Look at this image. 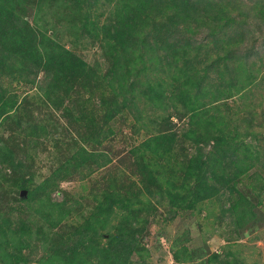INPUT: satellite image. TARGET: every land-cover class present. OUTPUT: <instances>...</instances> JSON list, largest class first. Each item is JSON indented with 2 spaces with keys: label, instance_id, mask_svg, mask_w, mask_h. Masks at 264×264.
<instances>
[{
  "label": "rangeland",
  "instance_id": "rangeland-1",
  "mask_svg": "<svg viewBox=\"0 0 264 264\" xmlns=\"http://www.w3.org/2000/svg\"><path fill=\"white\" fill-rule=\"evenodd\" d=\"M245 2L251 7V10L248 9L249 14L236 15V12H233L231 21L241 22L244 26L242 30H248V33L245 34V41L233 48L252 75L247 78L246 71L243 70L241 75L234 79L230 73L224 71L211 73L215 78L203 82L206 88L214 90L221 86L225 91L218 101H212L215 95L208 92L206 98L211 101L205 102L204 108L202 105L205 103L199 105L196 116L191 112L189 100L181 99L182 87L177 78L183 71V59L189 54L190 48L185 46L184 40L176 43L180 36L161 38L156 43L149 33H142L143 35L133 39L129 51L118 48L110 55L113 40L103 36L95 39L84 37L85 35H81L76 28L69 27L53 34L50 31V15L44 16V19L40 20L41 30L49 31L54 39H58L86 62L87 79L81 81L87 84L90 80V83L98 88H95L96 94L90 97L88 91L77 85L80 98L73 99V95L72 99L65 97L64 106L57 107L52 103V98L65 95L58 91L51 93L52 98L48 97V85L52 76L50 72H46L44 68L25 69L16 56L0 62V89L5 92L8 100L17 102L12 111H15L13 120L9 118L0 125V149L5 146L7 150L12 151L13 156L24 163L23 167L14 168L10 162L4 161L8 152L0 151V224L14 229L24 222L23 225H30L33 230L44 226V231H49L47 220L42 219L43 215L38 216L36 210L40 201H46L50 195L56 201L66 199L68 205H72L75 199L79 200L75 211L67 214L62 222L66 229H73L83 222L89 209L95 204L94 195L104 192L101 189L108 187L113 176H116L119 182L123 180L125 183H134V186H131L132 193L140 189L145 191L148 177L142 180L134 162L136 154L132 153L133 149L139 148V153L142 152L147 158L144 163L152 162V168L158 173V182L152 184L151 189L155 191L153 194H141L143 200L150 201L156 208H147L141 214V217L148 218L150 223L140 235L144 249L132 259L131 264H220L219 260L233 259L235 264H264V189L259 187V181L254 177L256 175L252 176L256 170L261 177L264 176V11H261L264 0ZM254 3L255 7L252 8ZM23 4H27L25 0ZM117 6L115 0H101L92 6L93 18L99 31L110 18H115ZM34 12L33 5L29 4L23 13L32 25H35ZM207 21L211 23V18ZM224 23L225 21H222L221 26H224ZM190 27L192 28L189 37L181 33L187 43L190 41L189 46L205 42L206 36L213 31L209 25L200 22H194ZM147 41L154 46L153 49L146 47ZM206 50L215 54L213 49L210 51V47H206ZM1 56L4 55L1 53ZM142 61L144 62L141 63ZM235 61L240 65L239 60ZM223 65L221 64L222 67ZM111 69L113 72L115 70L114 74H109ZM137 70L139 74L134 75ZM219 79L223 81L219 83ZM156 88L164 90V101H158L152 96ZM102 94L106 96L101 98ZM229 94L231 96L225 98ZM124 96L128 102L122 107V111L110 120L103 119L108 113L107 106L116 107ZM109 102L110 104L105 105ZM66 105H69L70 113L64 110ZM74 114L77 118L70 121ZM215 114L227 121L238 118V140L243 139L244 143L251 145L250 149L254 154L252 157L255 158L256 153L260 152V161L235 181L236 190L233 194L228 187L218 184L216 179H210L212 184L221 187V195L198 203L193 210H179L170 203L166 190L171 188L172 182H179L178 179L183 176L190 158L197 153L193 138L200 131L196 120L212 121ZM85 118L88 122H92V118H100L102 123L99 119V122L96 121L97 127L92 128L100 131L101 123L108 134L101 143L92 141V144L88 145L82 142L88 149L95 150L97 156L100 154L98 161H86L73 176L66 180L59 179L55 177V170L78 150V142H81L79 130L85 124ZM31 122L44 126L46 133L40 137H27ZM232 125L233 123L223 126L224 130L235 133ZM248 131L256 133V139L248 134ZM162 132L172 134L175 138L169 152L154 154L151 149L141 145ZM92 136H95L94 132ZM96 139H101L99 134L95 136ZM213 144L214 141H211L201 146L204 151L210 152L214 149ZM240 153L243 157V147ZM109 157L111 161L102 165V161ZM250 161L243 160L244 163ZM208 163L210 164V161ZM22 177L31 179L28 181V189L20 187ZM161 183L164 188L159 191ZM41 184H44L42 190L36 195L29 194V191ZM228 194L233 195L234 199L240 198L239 194L250 198L256 218L239 224L235 221V213L223 214V208L230 206ZM242 207L240 204L237 213L241 212ZM42 210L48 212V206L43 204ZM116 216L118 217L109 223L107 229L120 221V215ZM106 234L102 237L103 242ZM39 244L41 245L40 242ZM185 247L196 249V257L189 261H175L173 251L179 250L183 254ZM44 253V248L39 246L35 248L31 258L38 260ZM201 253L203 256H199ZM214 254H219V259H214Z\"/></svg>",
  "mask_w": 264,
  "mask_h": 264
},
{
  "label": "trees",
  "instance_id": "trees-1",
  "mask_svg": "<svg viewBox=\"0 0 264 264\" xmlns=\"http://www.w3.org/2000/svg\"><path fill=\"white\" fill-rule=\"evenodd\" d=\"M25 1L26 5L23 4V0H0V62H3V59L8 61L11 56H16L23 63L21 65L25 69L44 68L46 72H50L52 76L48 85V95L50 93L48 97L50 98L51 93L58 91L65 95L61 98L51 97L52 103L57 107L64 106L65 97L72 99L73 95V99H76L81 95L77 85L88 91L90 97L98 86L91 84L90 80L87 84L81 81L84 78L87 79V64L83 59L66 48L58 39H54L49 31L47 33L41 30L40 20L49 15L51 18L50 31L53 34L64 27H69L70 29L76 28L81 35H85L84 37L95 39L103 36V38L113 40L114 45L110 55L118 48L129 51L133 39L142 33L145 35L149 33L150 37H154L156 43L161 38L180 36L181 38L176 43L184 40L185 46H188L190 51L183 59V71L181 70V75L177 79L180 80L182 87L181 99L189 100L193 116L198 115L199 105L211 101L206 98L208 92L215 95L214 98L212 97V101H218L223 96L225 90L221 86L214 90H208L206 84L203 83L215 78L211 73L219 71L223 73L224 71L230 73L234 79H237L243 70L246 71L247 78L252 75L249 68L239 58L241 56L233 48V46L244 42L245 34L248 33V30L245 32L242 30L244 26L241 25V22L231 21V18L234 17L232 16L233 12H236V15L246 16L249 14L248 9L251 10V7L245 0H115L118 4L114 14L115 18L113 20L110 18L102 25L101 31H99L92 13V6L100 3L101 0ZM29 4L33 5L35 9L33 20L35 25L30 24L23 15ZM251 6L255 7V3ZM228 8L231 10H227ZM261 11H264V7L261 8ZM228 13L230 14L227 16ZM210 18L211 23L207 21ZM221 20L225 21L224 26H221ZM194 22L207 24L213 31L209 36H206L205 42L189 46L190 41L188 40L187 43L182 34L189 37L192 28L190 25ZM146 44L147 48H154L148 41ZM206 47H210V51L213 49L215 54L208 53ZM1 53L4 55L3 57ZM235 60H239L240 65ZM221 64H224L223 67ZM114 73L115 70L114 72L112 69L109 70V74ZM135 73L134 75H138V70ZM222 81L219 79V83ZM153 92L155 94L152 96L158 101L165 100L164 90L156 88ZM104 96L106 94H102L101 98ZM230 96L231 94L225 98ZM127 102L126 96H124L122 102H119L116 107L107 106L108 113L103 119L114 118L118 112L122 111V107L126 106ZM108 104L110 102L105 105ZM16 106L17 102L12 99L8 100L5 92L0 89V125L9 118L13 120L15 111H12ZM204 107H206V103L202 105V108ZM64 110L70 113L71 109L69 105H66ZM72 116L70 121L77 118L75 114ZM214 117L215 119L212 121L209 119L196 120L197 128L200 131L193 138L197 153L190 158L183 176L178 179L179 182H172L171 188L166 190L170 197V203L179 210H193L198 203L221 195V187L212 184L210 179H216L218 184L228 187L233 194L236 190L235 181L252 170L260 161V152L256 153L255 158L252 157L251 145L244 143L243 139L238 140V118L227 121L217 114L213 115ZM92 119V122L91 120L88 122V119L85 118V124L80 128L84 133L79 130L81 142L79 144V140L77 141L78 150L55 170V177L66 180L78 172L86 161L91 159L98 161L100 154L97 156L95 150L88 149L82 142L88 145H91L92 141L101 143L108 137V134L103 129L100 118V131L94 130L92 127H97L96 121L99 122V119ZM231 123H233L235 133L224 130L223 126H229ZM28 127L30 132L26 135L27 137H40L46 133L45 127L35 124V122H31ZM93 132L95 136L99 134L101 139L95 140V136H92ZM248 134L252 135L254 139L257 137L254 132L248 131ZM174 140L172 134L162 132L141 145L151 149L154 154L167 153L171 150ZM211 141H214V149L210 152L204 151L201 144H208ZM242 147L243 157L240 153ZM0 151L8 152L4 161L10 162L14 168L23 167L22 160L13 156L11 150H7L4 146ZM132 153L136 154L134 162L138 166L142 180L144 181L145 177H148L145 191L140 189L132 193L131 186H134V183H125L123 180L119 182L116 176H113L108 187L101 189L104 192L94 195L95 204L89 209L83 222L73 229L70 227L66 229L62 222L67 214L70 215L75 211L79 200L75 199L72 201V205H68L66 199L56 201L48 195V201L41 200L36 211L39 213L38 216L43 215L42 219L47 220L49 231H44V226L33 230L30 225L27 227L23 225L24 222L20 227L14 229L0 224V264H32V262H38V264H131L132 259L144 249L140 235L150 223L149 219L141 217V214L147 208H156L150 201L143 200L141 194L143 192L153 194L155 191L151 189L152 184L158 182V173L152 168V162L149 161L151 164L144 163L147 158L142 152L139 153V148L133 149ZM0 157L2 156L0 155ZM244 159L251 161L244 163ZM109 161H111L110 157L102 161V165ZM252 176L259 181V187L264 189V176L261 177L258 170L254 171ZM29 180L31 179L24 178L20 187L28 189ZM55 186L58 187V184ZM43 187L44 184H41L36 189L29 191V194L35 193L36 195ZM163 188L161 183L158 190ZM231 194H228L227 197L230 206L223 208L222 213L230 215L235 213V221L239 224L255 219L256 212L250 198L239 194L240 198L234 199ZM43 204L48 206V212L42 210ZM240 204L243 207L241 212L237 213ZM116 208L118 209L116 210ZM116 215H120V221L107 229L109 223L118 217ZM105 233H107V237L103 242L102 237ZM39 246L44 248L45 253L40 259L33 260L31 256L35 248ZM196 252V249L190 250L185 247L183 254L179 250H174L173 257L177 262L189 261L196 257ZM199 256H203V254L201 253ZM217 258L219 259V254H214V259ZM234 261L235 259L233 261L219 260L218 262L220 264H235Z\"/></svg>",
  "mask_w": 264,
  "mask_h": 264
}]
</instances>
